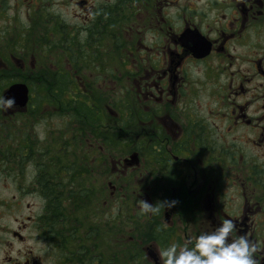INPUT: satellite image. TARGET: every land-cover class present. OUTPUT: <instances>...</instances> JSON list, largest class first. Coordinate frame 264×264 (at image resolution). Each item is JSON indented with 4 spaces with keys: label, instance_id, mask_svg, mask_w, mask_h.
<instances>
[{
    "label": "flooded vegetation",
    "instance_id": "flooded-vegetation-1",
    "mask_svg": "<svg viewBox=\"0 0 264 264\" xmlns=\"http://www.w3.org/2000/svg\"><path fill=\"white\" fill-rule=\"evenodd\" d=\"M69 39L79 40L76 62ZM68 72L79 86V155L114 147L115 138L95 136L101 125L128 138L112 172L144 167L149 181L121 190L109 178L115 206L90 225L99 215L79 217V181L104 164H67L71 117L53 126L50 114L29 115L41 102L32 95L0 111V264H130L133 256L154 264L147 247L159 264L158 250L224 217L264 241V0H0V96L27 83L19 77ZM81 184L89 198L90 182ZM139 199L176 204L155 217L139 214ZM63 201L76 220L53 215L51 203ZM135 215L145 239L132 252ZM147 216L157 219L148 234ZM116 235L128 239L118 244Z\"/></svg>",
    "mask_w": 264,
    "mask_h": 264
},
{
    "label": "rangeland",
    "instance_id": "rangeland-1",
    "mask_svg": "<svg viewBox=\"0 0 264 264\" xmlns=\"http://www.w3.org/2000/svg\"><path fill=\"white\" fill-rule=\"evenodd\" d=\"M62 17L67 21V22H74L72 21V13L71 12H62ZM77 47H79V44L77 43ZM60 52V51H59ZM61 55H63L60 52ZM72 78H75L76 80V75L73 73ZM78 78H79V73H78ZM22 79H25L29 82L33 81V85L34 86H38L39 87V83L41 82V77L40 76H29V77H22ZM75 91L79 93V86L74 87ZM48 90H42L40 87L37 88V90L34 89L33 86H31L30 88V95H32L31 99L32 100H37V101H41L39 102L35 107H33V110H35V112L30 113L29 115H33V116H37V117H44L47 114H50L49 117L51 118V120H49V123L53 126H59L60 124H63L65 121L62 119V116L60 114V109L59 108H55L52 106V104H50L48 102V100L44 99L41 97L47 95L49 92H47ZM52 96V95H50ZM69 97V96H68ZM44 102V103H42ZM202 104H208L210 102L209 96H204L201 100ZM59 105V104H58ZM48 111V112H47ZM79 119V118H78ZM68 128L66 129V131L68 132V141L70 140V134L71 132H73V129L75 128V120L73 117H71V121L68 120ZM25 125V124H24ZM21 126V124H20ZM58 129H52V132L57 131ZM77 133L75 130L73 132V134ZM97 138H101V136H105L107 137L108 140L115 138L116 142L114 144V147L111 145H104L103 147L99 148H95L94 150L90 148H86L83 147L80 151V155L77 152V146H76V142H74L73 144V148L70 151L72 154H70V156L67 157V164L68 165H81L83 168L86 169L85 166H89V163L92 162H99V163H103L104 165L99 168L98 170H88L86 169L88 172H85L83 177L81 178V180L79 181V186L82 182L84 181H89L91 184V187L94 190L93 194H90V197H85L84 202L87 207L79 213V217H83L84 214L86 215H92V213H97L99 215V218H95L93 219V221L91 222L90 225H99L100 222L105 218L106 212L108 210V212L112 209V207L115 206V204L112 202L109 206V203L107 202V200H114L116 199V196L113 195V197L109 194L110 188L107 186V180L109 178H112L114 184L117 186V188L120 187L121 190H124L125 187L127 188H133V190H135L137 187L140 189L141 187L144 186V184L149 181V177L151 175L150 171L147 170L144 167L138 168V169H124L121 172L116 171V173L112 172V167H111V163H113L115 160L121 158L122 156H124V150H126V147H119L120 144L124 141L127 140V137H124V135L122 133H118L112 130H107L99 125V130L97 131V134L95 135ZM120 139V141H119ZM81 139H80V135H79V145H81ZM123 145V144H122ZM113 173V175H112ZM112 175V176H111ZM80 190V189H79ZM79 201L80 198H79ZM134 202V201H133ZM74 203V200H73ZM52 204H54V206L59 209V208H64V209H69L72 207V203H70L69 201H63L60 203H55L52 202ZM109 206V209H108ZM61 210V211H64ZM136 209H132V213L135 211ZM61 213V212H58ZM150 214V213H149ZM138 215L133 216V218L137 217ZM155 217H159L158 214L157 215H152ZM148 217V216H147ZM74 218L76 219V216H74ZM156 222L157 219H155L154 221H151L150 218L148 217V226H147V233L151 227H155L156 226ZM144 224V221L140 222L139 228L137 230H134V232H132V230L130 231L131 235H132V251L134 252L136 249H138L139 246V241L141 239H145V237H139L138 236V232L141 230V226ZM132 227L134 226V223L131 222ZM53 227L54 229H57V222L53 223ZM84 235L86 232H82ZM91 235V233H89V236ZM148 238V236H147ZM128 238L122 235H116V240L115 242L120 244V243H124ZM87 240L92 241V237L90 236V238H88ZM147 241V240H146ZM144 242L146 245H148V241ZM85 242V241H84ZM85 248L84 251L86 253H91L93 254L95 252V247L91 246L89 243H84Z\"/></svg>",
    "mask_w": 264,
    "mask_h": 264
},
{
    "label": "clouds",
    "instance_id": "clouds-1",
    "mask_svg": "<svg viewBox=\"0 0 264 264\" xmlns=\"http://www.w3.org/2000/svg\"><path fill=\"white\" fill-rule=\"evenodd\" d=\"M15 103L14 97L0 96V111L11 109ZM175 204V200H158L154 204L137 200L141 215H157L161 208L169 209ZM158 259L159 264H264V241H252L238 229L236 221L224 217L210 224L209 229L189 236L184 243H172L158 250Z\"/></svg>",
    "mask_w": 264,
    "mask_h": 264
},
{
    "label": "trees",
    "instance_id": "trees-1",
    "mask_svg": "<svg viewBox=\"0 0 264 264\" xmlns=\"http://www.w3.org/2000/svg\"><path fill=\"white\" fill-rule=\"evenodd\" d=\"M72 34L71 37L69 38H74L77 35L74 33H69ZM66 42V41H63ZM67 43H70V47H69V51L71 52V57H72V61L76 62L77 59H79V47H77V43L79 44V40L76 41H71L70 39L68 40ZM55 58L58 56H54ZM74 67H78V65H74ZM76 70V74L78 75L79 70ZM71 72H68L66 74H51L48 76H40L41 77V82L39 83V87L42 90H48L47 92H49L47 95L42 96V98L48 100V102L50 104H52L53 107L55 108H59L60 114L64 115L66 113V115L68 117H73L75 120V123L79 122V93L75 91L74 87L77 83V81L75 80L73 74H70ZM14 78L13 77H9L8 82L12 81ZM19 79H22V77H19ZM32 82H29V86H33L35 90H37V88H39L38 86H34ZM52 95V96H50ZM69 96V97H68ZM59 104V105H58ZM88 113V117H91V111L87 110ZM77 131L78 129L75 127L73 129V132ZM77 137V133L73 134ZM74 137V138H76ZM83 185L80 184L79 186V198L81 201H79V213L81 212L82 209L86 208V204L83 203L84 199L86 196L83 193H86V191H81ZM64 208H59L57 209L54 204L51 203L50 205V210H52L53 215L58 214L57 212H61L59 214L61 215H65V216H75L76 214V210H70V209H64ZM58 216V215H57ZM134 219V218H133ZM76 220V219H75ZM86 223V219L85 218H79V226H84ZM134 223V227L135 228H139L140 223L137 220H133ZM76 224V222L74 221V225ZM146 224V223H145ZM133 252V251H132ZM136 253V252H135ZM134 253V254H135ZM133 254V255H134ZM132 263L130 264H149V263H136V259L133 256V259L131 260ZM88 264V263H85ZM99 264H109V263H99ZM111 264V263H110ZM114 264H127V263H119L118 259H116V263Z\"/></svg>",
    "mask_w": 264,
    "mask_h": 264
},
{
    "label": "water",
    "instance_id": "water-1",
    "mask_svg": "<svg viewBox=\"0 0 264 264\" xmlns=\"http://www.w3.org/2000/svg\"><path fill=\"white\" fill-rule=\"evenodd\" d=\"M3 96L14 97L16 101L15 104H18L19 106H25L28 100V88L23 83H14L4 92ZM129 159L130 163H137V159L134 155H131ZM147 255L153 258V260L155 261L154 264H158L157 257L152 249H147Z\"/></svg>",
    "mask_w": 264,
    "mask_h": 264
}]
</instances>
